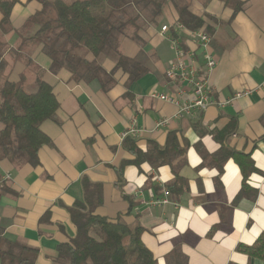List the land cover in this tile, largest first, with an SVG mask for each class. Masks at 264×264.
<instances>
[{
    "label": "crops",
    "instance_id": "1",
    "mask_svg": "<svg viewBox=\"0 0 264 264\" xmlns=\"http://www.w3.org/2000/svg\"><path fill=\"white\" fill-rule=\"evenodd\" d=\"M239 1L243 6L233 14L222 0H191L194 15L209 17L203 28L216 66L208 85L211 99L223 105L181 117H176L178 105L151 97L165 94L184 102L190 92L183 86L177 95L166 78L174 53L160 28L169 27L166 35L192 53L196 66H203L205 59L193 39L175 32L178 22L170 5L155 26L139 32L138 40L131 32L120 39L122 54L148 69L129 86L121 71L103 91L96 80L74 83L65 69L49 77L51 85L43 80L50 59L39 47L47 60L30 59L40 69V79L52 87L59 107L56 121L41 125L49 143L39 149L36 166L0 162L4 237L36 249L35 264H58V245L76 233L71 209L99 202L93 215L143 228L141 239L155 264H167L174 247L186 256L187 264H264L236 251L237 245L249 246L264 232V0ZM30 3L17 0L12 13L16 6ZM12 34L4 37L11 48ZM13 58L7 55L6 72L9 80L18 82L22 67ZM99 63L106 72L114 67L112 59ZM101 91L108 100H102ZM161 119L168 123L156 127ZM170 134L183 152L167 163L165 153L152 146L165 148ZM126 138L155 160L133 163L135 156L122 146ZM174 172L183 184L172 189ZM6 175L9 179L3 180ZM164 190L170 203L150 206Z\"/></svg>",
    "mask_w": 264,
    "mask_h": 264
},
{
    "label": "trees",
    "instance_id": "2",
    "mask_svg": "<svg viewBox=\"0 0 264 264\" xmlns=\"http://www.w3.org/2000/svg\"><path fill=\"white\" fill-rule=\"evenodd\" d=\"M32 1L38 2L41 8L26 20V25L34 26L36 30L22 42L40 45L41 52L50 59L52 74L65 69L74 83L96 80L103 91L115 83L117 71L127 76V86L148 72L137 58L122 54L119 41L130 32L132 39L138 40L139 32L154 25L166 5L174 11L175 21L188 30L208 32L203 26L204 18L209 17L194 15L190 11L191 0H24V4ZM222 1L233 14L243 6L239 0ZM16 3L17 0H0V162L36 166L39 149L49 143L41 125L45 121H56L59 103L52 87L40 79L39 68L33 93L25 91L22 78L18 82L9 80L6 57L18 59L19 56L14 55L4 37L15 32L11 13ZM77 48H83L94 59L81 58L74 52ZM100 55L111 57L114 67L110 72L98 62ZM29 63L32 60L27 58ZM122 146L135 156L133 163L136 165L155 160L153 154L141 152L130 138L124 139ZM152 147L158 153H165L167 163L183 152L174 134L168 135L165 148ZM233 154L229 152V155ZM181 182L183 184L174 172L172 189L181 186ZM4 192V186H0V197ZM125 198L131 203L129 196ZM98 204L85 206L79 203L71 209L76 233L68 242L58 245L55 261L61 264H155L152 253L142 242L143 228L120 218L109 220L93 215ZM132 208L129 204L128 213ZM236 251L264 261V232L249 246L237 245ZM37 253L22 242L4 237L0 228V264H35ZM166 263L187 264V258L174 247L166 256Z\"/></svg>",
    "mask_w": 264,
    "mask_h": 264
},
{
    "label": "built area",
    "instance_id": "3",
    "mask_svg": "<svg viewBox=\"0 0 264 264\" xmlns=\"http://www.w3.org/2000/svg\"><path fill=\"white\" fill-rule=\"evenodd\" d=\"M173 28L176 33L185 32L196 42V44L204 52L203 56L205 59V64L201 67L196 66L192 53L182 49L175 37L166 35L169 31V27L166 25L162 26L160 28V34L169 40L170 47L174 53V58L169 63V66L165 72L166 78L175 88L177 95L182 94L183 91L181 88L183 86H185V88H189L190 92L187 96V100L184 102H179L177 98L165 94L157 95L152 93L151 97L178 105L176 117H181L192 112H202L212 105H223L211 99L208 85L209 75L216 66V61L209 50L210 37L200 30H188L180 23L174 24ZM167 123L168 119H161L156 122V127L165 126ZM130 132L136 133L137 130L131 129ZM7 179H9V175L3 177V180ZM169 203V193L167 190L163 191L161 197H154L149 201L150 206H162Z\"/></svg>",
    "mask_w": 264,
    "mask_h": 264
},
{
    "label": "rangeland",
    "instance_id": "4",
    "mask_svg": "<svg viewBox=\"0 0 264 264\" xmlns=\"http://www.w3.org/2000/svg\"><path fill=\"white\" fill-rule=\"evenodd\" d=\"M51 1V0H49ZM63 1H68V0H63ZM206 2H204L205 4ZM40 4L36 1L31 2L27 6H16L12 13L11 17V24L14 27V34L10 36L12 39V44L13 46V52L15 56H19L18 58V64L22 67V76L21 78L23 79L24 83V88L26 92L33 93L36 91V86H35V69L37 66H35V63H29L27 64V58H31L34 62L37 61V57L41 56L45 60L47 58L41 54L38 50L40 49L39 44H30V43H23L24 38H29L34 31L36 30L34 26H31L30 24L26 25V18L32 14H34L37 10H39ZM161 17L158 18L157 21H160ZM156 21V22H157ZM26 25V26H25ZM155 26V25H154ZM14 39V40H13ZM39 52V53H38ZM74 52L80 56L81 58H85L86 60H93L94 58L83 48H77L74 50ZM41 54V55H40ZM12 59H14L11 56ZM99 62L104 63L106 61H111V57L107 55H100L97 59ZM13 61V60H12ZM49 77L55 78V75L52 74L50 71L46 72V76L43 77V80L47 81L51 85V79ZM54 83L56 81L53 79ZM101 96L102 100L104 101L105 99L108 100L106 97V92L101 91ZM112 109L116 108V105H111ZM58 264H61L57 262Z\"/></svg>",
    "mask_w": 264,
    "mask_h": 264
}]
</instances>
